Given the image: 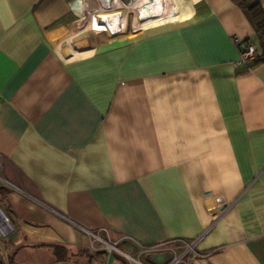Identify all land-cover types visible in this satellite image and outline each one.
I'll list each match as a JSON object with an SVG mask.
<instances>
[{
    "label": "crops",
    "instance_id": "0c3cea01",
    "mask_svg": "<svg viewBox=\"0 0 264 264\" xmlns=\"http://www.w3.org/2000/svg\"><path fill=\"white\" fill-rule=\"evenodd\" d=\"M132 1L0 0V155L19 187H0V264H126L89 248L104 228L131 255L199 237L189 264H264V64L234 43L252 25L232 0Z\"/></svg>",
    "mask_w": 264,
    "mask_h": 264
},
{
    "label": "built area",
    "instance_id": "2783aa9c",
    "mask_svg": "<svg viewBox=\"0 0 264 264\" xmlns=\"http://www.w3.org/2000/svg\"><path fill=\"white\" fill-rule=\"evenodd\" d=\"M125 1V0H124ZM144 27H140L138 29H132L134 31H139L144 29ZM235 45L238 47L239 51V60L238 63H249L252 61L256 56V47L253 42L250 41H244L240 39H234ZM3 166H4V158L2 155H0V187H9L19 190V187H17L14 183H12L9 179H7L3 174ZM208 206L210 208H217L216 203H213L211 199H208ZM105 229V237L100 236L99 234L93 233V237L96 240L101 241L103 245V249H106L109 253L114 251L119 252L121 256L127 258L130 263L129 264H147L140 260L139 255L143 253L147 254H153L156 252H170L172 254L171 258L166 261L164 264H189L190 258L192 254L195 251V245L199 239V237L194 238L190 241H185L184 248L178 252L179 249L176 244H174V240H165L156 242L150 245H142L140 248V252L136 255H130L121 249L118 248L119 241L126 236L124 233L120 231H115L110 228H104ZM13 230V226L0 206V237H6L11 231ZM95 249V248H94Z\"/></svg>",
    "mask_w": 264,
    "mask_h": 264
},
{
    "label": "trees",
    "instance_id": "16d2710c",
    "mask_svg": "<svg viewBox=\"0 0 264 264\" xmlns=\"http://www.w3.org/2000/svg\"><path fill=\"white\" fill-rule=\"evenodd\" d=\"M238 5L254 29V39L246 40L253 42L256 47V56L249 62L248 68L257 64H264V8L258 0H232Z\"/></svg>",
    "mask_w": 264,
    "mask_h": 264
},
{
    "label": "rangeland",
    "instance_id": "374dc122",
    "mask_svg": "<svg viewBox=\"0 0 264 264\" xmlns=\"http://www.w3.org/2000/svg\"><path fill=\"white\" fill-rule=\"evenodd\" d=\"M88 1H91V3H93V4L99 5V0H83L84 3H88ZM122 1H124V0H122ZM122 1L121 0H112V3L114 5H118V4H122L123 3ZM127 1L128 0H125L124 2H127ZM87 6L91 7L90 5H87ZM132 19H133V17H129V23H128L127 30H126V32H128V33H134V32H136V31L132 30L134 28V27H132V24H131L132 23ZM101 33H102L101 35L104 36V37H112L114 35L123 34V32H117V33L112 34V33L106 32V31L101 32ZM0 206L2 207V209L4 210V212L6 213V215L8 216V218H9V220H10L12 226H13V230L7 235L9 237L13 233L15 226H14V222H13V219H12V216H11V212L9 211L8 207L6 206V202H5V190L4 189H1V188H0ZM95 241H96V239L94 238V240L92 241V244L89 246V248L91 250L96 251L98 249H101V250H104L107 254H114V253L116 254L117 253L118 255H121V254H119V252L114 251V250L109 253L106 249H103V245L100 246V247H97L96 244L94 243ZM3 243H4V241H0V247H1V244L3 245ZM118 248L121 249L120 246H119V243H118ZM178 248L179 249H177V250H179L178 252H180L184 248V244H183V246L180 245ZM122 251H124V250H122ZM124 252H126V251H124ZM126 253H128V252H126ZM133 256H136V254H134ZM121 257H123V256H121ZM139 258L141 260V257H139ZM123 259H124V261H126V264H129L130 263V261L127 258L123 257Z\"/></svg>",
    "mask_w": 264,
    "mask_h": 264
},
{
    "label": "bare ground",
    "instance_id": "6f19581e",
    "mask_svg": "<svg viewBox=\"0 0 264 264\" xmlns=\"http://www.w3.org/2000/svg\"><path fill=\"white\" fill-rule=\"evenodd\" d=\"M76 3H78V4H77L78 8H79L80 10L84 11L85 13L88 12V9H89V8H91V7L87 6V5L83 2V0H77ZM131 5H133V7H136V6L138 5L137 0H133L132 3H131ZM97 8H98V7H97ZM107 8H109V7H107ZM137 14H138V19H139V12H138V11H137ZM170 20L172 21V18H169V19H168V21H170Z\"/></svg>",
    "mask_w": 264,
    "mask_h": 264
},
{
    "label": "water",
    "instance_id": "95a60500",
    "mask_svg": "<svg viewBox=\"0 0 264 264\" xmlns=\"http://www.w3.org/2000/svg\"><path fill=\"white\" fill-rule=\"evenodd\" d=\"M151 3L148 1L144 6H146V5H150ZM151 255H154V254H151ZM161 255L163 256V257H167L168 259H170L171 258V256H172V254L170 253V252H164V253H161ZM166 262V261H165ZM164 262V263H165Z\"/></svg>",
    "mask_w": 264,
    "mask_h": 264
}]
</instances>
